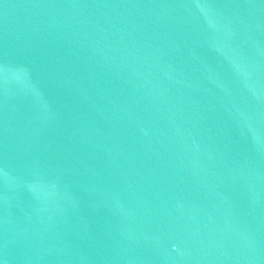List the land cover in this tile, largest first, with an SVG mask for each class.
Returning <instances> with one entry per match:
<instances>
[{
    "label": "water",
    "instance_id": "obj_1",
    "mask_svg": "<svg viewBox=\"0 0 264 264\" xmlns=\"http://www.w3.org/2000/svg\"><path fill=\"white\" fill-rule=\"evenodd\" d=\"M0 264H264V0H0Z\"/></svg>",
    "mask_w": 264,
    "mask_h": 264
}]
</instances>
